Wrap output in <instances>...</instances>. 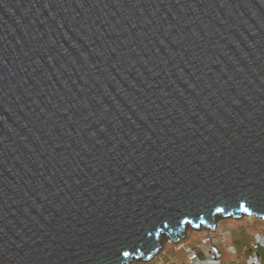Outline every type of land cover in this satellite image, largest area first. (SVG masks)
<instances>
[{
	"label": "water",
	"instance_id": "water-1",
	"mask_svg": "<svg viewBox=\"0 0 264 264\" xmlns=\"http://www.w3.org/2000/svg\"><path fill=\"white\" fill-rule=\"evenodd\" d=\"M252 214L264 0H0V264L148 262Z\"/></svg>",
	"mask_w": 264,
	"mask_h": 264
},
{
	"label": "built area",
	"instance_id": "built-area-1",
	"mask_svg": "<svg viewBox=\"0 0 264 264\" xmlns=\"http://www.w3.org/2000/svg\"><path fill=\"white\" fill-rule=\"evenodd\" d=\"M218 227L220 226L217 225ZM200 232V238L195 243L192 241L190 243L176 242L172 238H168L171 248L173 249V254L170 256L169 262L167 264H225L223 262V250L221 248L222 244L228 239L229 230L227 233L221 231L218 233L216 229L202 230ZM167 240V241H168ZM197 240V239H196ZM174 241V242H171ZM261 241L259 238L255 237L252 243L253 253L247 258V264H263V260L259 253ZM164 254L165 249H164ZM201 254H207L203 257ZM155 258V257H154ZM153 258V259H154ZM143 261L140 259L132 261L130 264H153L156 261ZM163 259H161L162 261ZM164 262V260L162 261ZM162 262H159L160 264Z\"/></svg>",
	"mask_w": 264,
	"mask_h": 264
},
{
	"label": "rangeland",
	"instance_id": "rangeland-1",
	"mask_svg": "<svg viewBox=\"0 0 264 264\" xmlns=\"http://www.w3.org/2000/svg\"><path fill=\"white\" fill-rule=\"evenodd\" d=\"M232 219L233 218L228 217V218H221L220 220H218L217 224L218 225L220 224V226L216 227V230L218 231V233L221 231H225V233H227V231L229 230V235H228L227 241L235 244L238 247L241 245L242 246L249 245L250 237L248 234H249L250 229H258V230L260 229L264 232V220H261V218H259V217L257 219H253V220H248L245 217L240 218V219H234V220H232ZM187 231L190 235H195V237L198 236L197 240H194L196 238L193 239L194 241L192 240L194 243H195V241L199 240L200 233L197 230H193V229L188 228L185 233H187ZM189 238H186L187 241H189L188 240ZM167 240H168V238H166L164 240V249H165L166 253L164 254L163 253L164 250H163L159 255L156 256V260H155L156 262H162L164 260V262H162L161 264H167L169 262L170 256L174 252L173 249L170 247L171 245L168 244ZM252 243L250 246L251 251L253 250L252 249ZM169 254H170V256H169ZM224 254L225 253H223V257H224L223 260L233 259L237 256L236 254H225V255ZM260 254H261V257L264 258V252L261 251ZM202 256L206 257L207 254H203ZM161 259H163V260L161 261ZM225 261H228V260H225Z\"/></svg>",
	"mask_w": 264,
	"mask_h": 264
},
{
	"label": "crops",
	"instance_id": "crops-1",
	"mask_svg": "<svg viewBox=\"0 0 264 264\" xmlns=\"http://www.w3.org/2000/svg\"><path fill=\"white\" fill-rule=\"evenodd\" d=\"M248 235L250 237V243H249V245H245V246H242L241 245V246L238 247L235 244L230 243L229 241H227L226 243L224 242L222 244L221 248L223 250V253H225V254H236L237 255L233 259H225V260H228V261L223 260V262L225 264H247V261H246L247 260V257L250 254L253 253L251 251V247L250 246H251V243L255 240V237L259 238L260 241H261L260 248H259V253L258 254H260L261 251L264 252V232L262 230H260V229L259 230L258 229H250ZM154 259H152V261ZM262 260H263V264H264V258H262Z\"/></svg>",
	"mask_w": 264,
	"mask_h": 264
},
{
	"label": "bare ground",
	"instance_id": "bare-ground-1",
	"mask_svg": "<svg viewBox=\"0 0 264 264\" xmlns=\"http://www.w3.org/2000/svg\"><path fill=\"white\" fill-rule=\"evenodd\" d=\"M243 217H245V218H247L248 220H253V219H257L258 217L256 216V215H254V214H252V215H245V216H243ZM242 217V218H243ZM231 218H233V217H231ZM234 219H237V218H233L232 220H234ZM261 220H263V219H261ZM218 225V224H217ZM216 225V227H218ZM188 229V228H187ZM210 229H212V228H210ZM216 229V228H215ZM202 230H208V228H203V227H201L200 228V230H197L199 233L200 232H202L203 233V231ZM217 231V230H216ZM186 232V231H185ZM184 232V236H181L180 237V240H179V242H181V243H184V242H186V243H190V242H192V240L194 239V238H196V239H198V236L197 237H195V235H190L189 233H188V231H187V233H185ZM190 237V238H189ZM186 238H189L188 240L189 241H187V239ZM196 239H194V240H196ZM193 240V241H194ZM168 242H170V240H168ZM171 242H174V241H171ZM227 242V239L225 240V243ZM163 250H164V247H163ZM155 257V256H154ZM153 257V258H154ZM152 258V259H153ZM152 259H151V261H152Z\"/></svg>",
	"mask_w": 264,
	"mask_h": 264
},
{
	"label": "trees",
	"instance_id": "trees-1",
	"mask_svg": "<svg viewBox=\"0 0 264 264\" xmlns=\"http://www.w3.org/2000/svg\"><path fill=\"white\" fill-rule=\"evenodd\" d=\"M153 264H160L159 262H155V263H153Z\"/></svg>",
	"mask_w": 264,
	"mask_h": 264
}]
</instances>
